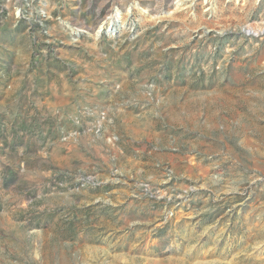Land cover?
<instances>
[{"label": "rangeland", "instance_id": "1", "mask_svg": "<svg viewBox=\"0 0 264 264\" xmlns=\"http://www.w3.org/2000/svg\"><path fill=\"white\" fill-rule=\"evenodd\" d=\"M184 2L0 0V264H264V0Z\"/></svg>", "mask_w": 264, "mask_h": 264}, {"label": "bare ground", "instance_id": "2", "mask_svg": "<svg viewBox=\"0 0 264 264\" xmlns=\"http://www.w3.org/2000/svg\"><path fill=\"white\" fill-rule=\"evenodd\" d=\"M195 0H188V2H184V4H188L191 6L192 2H194ZM208 2L214 3L213 0H207ZM246 1V0H245ZM183 3V2H182ZM181 8V7H180ZM120 21V23L122 25H124L125 21H124V17L122 16V14H120V12H113L106 20V23L108 25V27L113 28L118 26V22ZM104 25V24H102ZM101 25V26H102ZM101 26L99 29H101Z\"/></svg>", "mask_w": 264, "mask_h": 264}]
</instances>
